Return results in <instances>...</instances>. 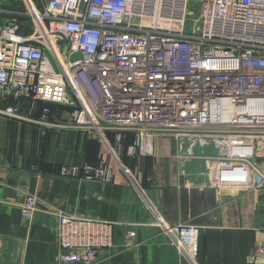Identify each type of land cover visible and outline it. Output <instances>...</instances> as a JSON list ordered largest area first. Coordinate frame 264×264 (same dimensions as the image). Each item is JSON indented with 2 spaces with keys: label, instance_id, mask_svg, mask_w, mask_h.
<instances>
[{
  "label": "built area",
  "instance_id": "2783aa9c",
  "mask_svg": "<svg viewBox=\"0 0 264 264\" xmlns=\"http://www.w3.org/2000/svg\"><path fill=\"white\" fill-rule=\"evenodd\" d=\"M137 1L0 0V116L30 121L38 102L65 105L70 123L55 125L96 135L118 161L128 133L131 154H151L154 138L174 136L182 172L199 156L212 186L264 189V0H191L202 23L192 32L178 0L162 2L166 27L140 24L150 9L146 0L136 16ZM58 175L114 178L102 159L64 165ZM40 201L27 194L23 216L33 218ZM48 207L61 264H98L113 252L117 222ZM159 225L197 264L198 226ZM250 260L264 262L263 241Z\"/></svg>",
  "mask_w": 264,
  "mask_h": 264
},
{
  "label": "crops",
  "instance_id": "0c3cea01",
  "mask_svg": "<svg viewBox=\"0 0 264 264\" xmlns=\"http://www.w3.org/2000/svg\"><path fill=\"white\" fill-rule=\"evenodd\" d=\"M34 134L29 124L0 116V264H61L48 205L118 223L113 252L98 264H192L161 220L198 226L197 264H264L250 260L255 243L264 242V189L212 186L199 156L182 172L174 136L154 138L151 154L129 153L135 137H125L119 162L96 135L42 140ZM89 158L109 164L111 183L59 177L62 166ZM29 193L41 200L33 218L22 214Z\"/></svg>",
  "mask_w": 264,
  "mask_h": 264
},
{
  "label": "rangeland",
  "instance_id": "374dc122",
  "mask_svg": "<svg viewBox=\"0 0 264 264\" xmlns=\"http://www.w3.org/2000/svg\"><path fill=\"white\" fill-rule=\"evenodd\" d=\"M4 2L6 0H3ZM156 0H148L149 3V13L147 14V16H145L144 18L140 17V20L138 22H140V24H144L146 26L151 25L150 23H146L145 21L147 20H154V15H158V14H154L155 11V2ZM169 7V6H168ZM162 11H164V9H161ZM187 15H186V23L184 28L189 31L192 32L191 30H197L199 26L202 25L200 18H198V4L194 1H189L188 5H187ZM159 12V11H158ZM138 14H141L139 12H135V15L138 16ZM165 17V14L162 15ZM168 18V17H166ZM138 19V18H136ZM167 23L170 25V22L167 21ZM169 25H163V26H169ZM177 25L172 26V28H176ZM51 60H53V58L51 57ZM54 62V61H53ZM29 103H23L22 104V111L26 110V107H28ZM53 104L48 103V102H38L35 110H34V115L32 117V119L29 121H23L25 122V124H29V128L32 131L38 132V134H34L32 136H38L40 137L42 140L44 138L47 139H55L56 137L59 138L61 136L63 137H73V134L76 133L79 137H83L84 139H88L89 133L84 132L82 130H78L76 128H71L70 126L68 127H60L58 125H55V123H60V124H69L70 123V113H71V108L70 107H55L52 106ZM47 109L49 111V116L48 117H44V110ZM5 118V117H4ZM10 119V118H9ZM91 135V134H90ZM66 139V138H65ZM41 140V141H42ZM79 141V140H78ZM88 144L89 141H88ZM41 149H42V144H41Z\"/></svg>",
  "mask_w": 264,
  "mask_h": 264
},
{
  "label": "bare ground",
  "instance_id": "6f19581e",
  "mask_svg": "<svg viewBox=\"0 0 264 264\" xmlns=\"http://www.w3.org/2000/svg\"><path fill=\"white\" fill-rule=\"evenodd\" d=\"M154 2H155V11H156V12H154V14H158V15H154L155 22H152L151 20H147L145 22L146 23H150V24L151 23H156L157 25H161V26L162 25H169L167 23V20H166V17H168V16L164 17V16H162V15H164V12H158L160 10V8H161L163 0H156ZM178 2H179V4H177V10L176 11H179L178 12L179 14L182 13V17H183V15H185V13H186L185 11L187 10V1L186 0H178ZM163 3L165 4V2H163ZM145 5H147L146 0L137 1L136 4H135L134 11L137 12L138 8L144 7ZM163 6L164 5H162V7ZM182 10H184V12ZM148 13L149 12H142V14H144V15H147ZM167 19H170V18H167ZM172 19H174V18H172ZM180 19L182 20L183 18H180ZM229 111L230 110L228 108V113H226L225 116H229V113H230Z\"/></svg>",
  "mask_w": 264,
  "mask_h": 264
},
{
  "label": "trees",
  "instance_id": "16d2710c",
  "mask_svg": "<svg viewBox=\"0 0 264 264\" xmlns=\"http://www.w3.org/2000/svg\"><path fill=\"white\" fill-rule=\"evenodd\" d=\"M21 19H24V18L21 17ZM51 104H53L52 106H55V107H66L65 105H57L55 103H51ZM132 137L134 138V135L133 134H131V133L126 134V139H129V138H132ZM85 161L96 162V161H98V159L97 158H93V159H90L89 158V159H87Z\"/></svg>",
  "mask_w": 264,
  "mask_h": 264
},
{
  "label": "water",
  "instance_id": "95a60500",
  "mask_svg": "<svg viewBox=\"0 0 264 264\" xmlns=\"http://www.w3.org/2000/svg\"><path fill=\"white\" fill-rule=\"evenodd\" d=\"M76 58H82V56H81L80 54H76V55L74 56V59H76Z\"/></svg>",
  "mask_w": 264,
  "mask_h": 264
}]
</instances>
